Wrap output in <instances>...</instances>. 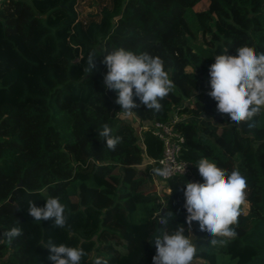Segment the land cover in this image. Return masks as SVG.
<instances>
[{"label": "trees", "instance_id": "obj_1", "mask_svg": "<svg viewBox=\"0 0 264 264\" xmlns=\"http://www.w3.org/2000/svg\"><path fill=\"white\" fill-rule=\"evenodd\" d=\"M199 1L0 0V234L18 221L23 229L11 244L0 235V264H52L49 238L82 247V264L97 256L152 264L153 238L168 212L167 230L182 225L189 234L182 189L186 181L204 182L196 167L204 157L247 178V202L225 246H211L192 223L195 259L264 264V109L254 128L236 125L207 95L216 55L227 49L235 56L241 46L264 53V0H207L195 10ZM121 47L164 60L175 88L159 113L140 105L125 117L117 93L105 87L102 61ZM92 51L97 67L90 73ZM74 59L82 65L76 73ZM173 115L184 138L180 157L192 173L163 181L153 172L161 142L151 124ZM104 124L122 137L114 152L99 136ZM49 197L66 206L63 228L28 214L30 200L43 207Z\"/></svg>", "mask_w": 264, "mask_h": 264}, {"label": "clouds", "instance_id": "obj_2", "mask_svg": "<svg viewBox=\"0 0 264 264\" xmlns=\"http://www.w3.org/2000/svg\"><path fill=\"white\" fill-rule=\"evenodd\" d=\"M226 53L227 49L216 55L215 62L209 66L211 91L207 95L216 102L217 112L227 114L232 123H247L249 128H254V117L264 109V53L250 46L236 48L235 56ZM96 57L95 51L89 53L85 71L92 73L96 69ZM102 63L107 68L103 83L117 93L115 103L125 117L135 115L133 109L140 105L159 113L163 107L161 101L175 88L164 60L147 52L136 54L121 47L104 56ZM99 136L113 152L122 143V137L114 135L107 124L102 126ZM185 165L180 167L182 173ZM196 167L204 182L186 181L182 189L189 234H184L182 225L171 232L167 230L168 217L173 218L168 212L162 219L165 227L153 238L156 251L152 264H192L199 251L196 238L191 234L194 221L198 222L199 231L208 234L210 239L207 240L213 247L225 246L237 236L241 206L247 202V178L239 170L229 172L206 157L201 158ZM153 172L165 178L170 175L166 167L154 168ZM65 210L59 197H49L43 207L36 206L32 200L28 202V214L35 222L52 220L55 228L65 227L68 220ZM19 225L18 221L16 226L0 234L8 244L23 235ZM46 248L51 253L48 260L52 264H82L87 254L82 247L57 245L51 238ZM92 264H109V261L97 256Z\"/></svg>", "mask_w": 264, "mask_h": 264}, {"label": "built area", "instance_id": "obj_3", "mask_svg": "<svg viewBox=\"0 0 264 264\" xmlns=\"http://www.w3.org/2000/svg\"><path fill=\"white\" fill-rule=\"evenodd\" d=\"M177 118L176 115H173L169 121H153L151 124L153 135L161 142V156L156 160L158 168L166 167L170 169L169 177L165 178L159 176L163 181L172 179L175 176H187L192 173L191 162L180 157L184 138L174 127ZM183 164L186 165L182 173L180 167ZM170 189V187L165 186L164 192L168 193Z\"/></svg>", "mask_w": 264, "mask_h": 264}, {"label": "rangeland", "instance_id": "obj_4", "mask_svg": "<svg viewBox=\"0 0 264 264\" xmlns=\"http://www.w3.org/2000/svg\"><path fill=\"white\" fill-rule=\"evenodd\" d=\"M206 5H207V0H200V1L194 6V9H195V10H200V9L204 8ZM71 64H72V66H73V69H74V72H75V73H76L77 71H79V70L82 68V65H81V62H80L79 59H74V60H72V61H71ZM160 181H161V180H160ZM154 182H155L154 190H155L156 192L159 193V192H160V191H159L160 188H159V186H158V184H159V180L156 179ZM161 182H162V181H161ZM164 189H165V186H164V188H163V191H164ZM160 197H162L161 194H160ZM194 261H195L196 264L203 263V261H200V260H198V259H195Z\"/></svg>", "mask_w": 264, "mask_h": 264}]
</instances>
